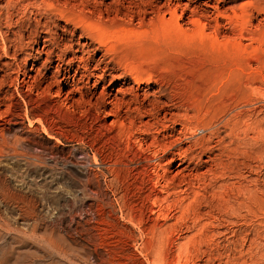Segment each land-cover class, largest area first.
<instances>
[{
    "label": "rangeland",
    "instance_id": "rangeland-1",
    "mask_svg": "<svg viewBox=\"0 0 264 264\" xmlns=\"http://www.w3.org/2000/svg\"><path fill=\"white\" fill-rule=\"evenodd\" d=\"M152 263L264 264V0H0V264Z\"/></svg>",
    "mask_w": 264,
    "mask_h": 264
},
{
    "label": "bare ground",
    "instance_id": "bare-ground-1",
    "mask_svg": "<svg viewBox=\"0 0 264 264\" xmlns=\"http://www.w3.org/2000/svg\"><path fill=\"white\" fill-rule=\"evenodd\" d=\"M124 132H125V131H124ZM129 133H130V132H129ZM129 133H128V134H129ZM129 135H130V134H129ZM126 136H127V135H126ZM145 138H146V137H145ZM128 139H129V138H128ZM147 234H148V233H147ZM150 242H151V241H150ZM164 257H165V256H164ZM164 261H165V260H164ZM150 262H151V261H150ZM167 263H168V262H167ZM152 264H153V263H152ZM154 264H155V263H154Z\"/></svg>",
    "mask_w": 264,
    "mask_h": 264
}]
</instances>
